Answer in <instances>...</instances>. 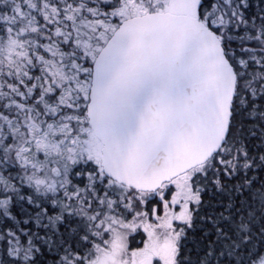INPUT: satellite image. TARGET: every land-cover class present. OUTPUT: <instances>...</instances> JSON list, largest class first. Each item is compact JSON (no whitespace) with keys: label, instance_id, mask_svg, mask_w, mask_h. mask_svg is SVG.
I'll list each match as a JSON object with an SVG mask.
<instances>
[{"label":"snow or ice","instance_id":"snow-or-ice-1","mask_svg":"<svg viewBox=\"0 0 264 264\" xmlns=\"http://www.w3.org/2000/svg\"><path fill=\"white\" fill-rule=\"evenodd\" d=\"M0 264H264V0H0Z\"/></svg>","mask_w":264,"mask_h":264}]
</instances>
